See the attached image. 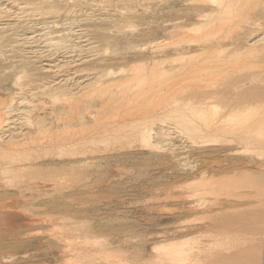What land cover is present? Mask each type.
I'll return each mask as SVG.
<instances>
[{"label":"bare ground","instance_id":"1","mask_svg":"<svg viewBox=\"0 0 264 264\" xmlns=\"http://www.w3.org/2000/svg\"><path fill=\"white\" fill-rule=\"evenodd\" d=\"M186 80L189 86L181 89ZM176 93L187 99L182 106ZM215 151L227 163L209 167L204 161ZM263 153L264 0H0L1 212L22 211L27 217L19 212L20 219L31 224L33 208L62 210L47 220L65 219L75 227L84 194L91 191V185L79 184L80 176L97 180L122 161L154 157L165 165L166 180L193 177V206L187 210L216 221L226 208L236 215L243 210L241 183L247 175L264 176V159L254 161ZM221 177L229 180L219 185ZM259 179L251 184L264 197V177ZM158 180L152 184L160 186ZM206 189L209 198L202 195ZM217 222L193 221L173 231L193 232V264L239 263V244L203 245L225 230V222ZM88 229L80 230L83 240L68 239L69 229L60 237L67 257L79 252L76 264H102L106 254L121 251L110 240L92 249L86 244L98 234ZM175 244L156 249V260L189 262L186 250H192L185 253ZM175 246L180 251L174 254ZM92 250L97 259L80 254Z\"/></svg>","mask_w":264,"mask_h":264},{"label":"rangeland","instance_id":"2","mask_svg":"<svg viewBox=\"0 0 264 264\" xmlns=\"http://www.w3.org/2000/svg\"><path fill=\"white\" fill-rule=\"evenodd\" d=\"M246 20L247 19H243L241 23L242 22L244 23V21L248 23V21H250V19H248V21ZM259 35L261 34H258V36ZM165 41L167 42L168 40L166 39ZM189 81L188 80H186V82L183 81L179 83L178 85H180L181 86L180 88L182 89L183 86L184 87L189 86V83H188ZM191 84H192V81L190 82V85ZM171 89L173 88L171 87ZM182 93H176V95L174 94L175 95L174 97H177V95L179 94V96L175 99H178L177 103L180 106H182L183 104L182 102L185 103V100L187 101L186 97L184 99L185 95L181 96ZM179 99L180 100L182 99V100L180 101ZM149 108L150 107H148V109ZM253 115H255L254 117L257 118V115H260V114L258 113L256 114V112H254ZM218 147L219 146H215L213 149L218 148ZM207 158H206L207 160H205L204 162L205 164H208L209 167H211L213 164L214 166L217 165L218 163L220 164L221 161H222L221 162L222 164L227 163V159L225 158V156L217 153L216 151L212 154H209ZM145 159L143 158V159H138V160H130L126 162L122 161L123 163H121L120 165L118 164V166H115V165H114L115 167L110 166L109 167L110 169L108 168V171H105L103 175L97 174L96 176L97 180L94 179L91 181L90 179L86 181L84 179L85 174L82 175V177L80 176L78 178L79 184L80 185L81 184L91 185V191L89 190L90 192H88V194H84L85 197L83 200H85V203H84L85 206L81 208L83 211L81 210V214L80 215L78 214L79 218L77 217L78 221L80 222H77L75 224L77 219L76 221L74 220L73 224H75V227L72 225L69 226L68 222H71V221H68L65 219L62 221L53 220V222H51L52 220L51 221L47 220L46 216L48 215L50 216V213L51 214L52 213L61 214L62 210H57V209L49 210L43 207L39 209L33 208V211H32L34 213L33 220L35 222L34 223L32 222L30 224L31 221H28L29 224L28 223L26 224V221H22L20 219L21 215L23 214L22 211L21 212L18 211V215H19V212L20 214L22 213L21 215L18 216L17 212H15L17 211L16 209L8 210V212L3 209L1 212V209H0V264H65L66 261L67 263L69 262L70 264H72L73 260H75L79 252L77 253V251H74V252L70 251L68 252L69 256L67 257L66 254H64V251H66L65 250L66 243L64 240H61V238H63L64 236L67 237L69 234V231L71 232L72 230V236L70 234L68 236V239L69 238L75 239L76 237V239L83 240V238L81 237L82 234L80 233L81 231L83 233V230H87L88 228H91V230L93 229L92 231H94L96 235L98 234L97 236H94V238L93 237L89 238V241L91 240L90 242H92L93 244L90 242L86 244L88 246L91 245V247H93L92 249L96 248L99 250V244L105 243L107 242V240L108 241L110 240L109 242L116 241L115 244H118V243L121 244V247H122V249L120 248L121 251L115 252L116 254L113 253V257H111L112 253L108 257H107L108 254H106V257L102 258V260H101V257L103 253L101 252L98 253V251L95 249L97 251V254H101V256L98 255V260L100 258L101 262L100 261L99 262L102 264H104V262L106 261H107L106 264H109L108 262L110 261H112L113 264L114 263L118 264V262H115V261L116 260L119 261L118 259L120 258L122 260V261L120 260L121 262L124 263L126 260L128 262L129 257H131L130 259H132L136 257V255L138 254L139 256L137 257L139 258H135V259L137 260L139 259L140 262L139 260L137 261V260L132 259L133 261L129 260L131 261L130 263L143 264L142 261L144 259L143 261L144 264L146 263L147 264L149 263L162 264L160 261H162L163 259H160V260L158 259L159 261H157L156 260L157 258H155L154 256L158 252L157 251L158 249L159 250L162 249L161 248L162 245L166 246L172 243L174 244L176 243L175 245H177V247H180L181 250L184 249V252H185V249H191L192 251L190 252L186 250L188 254L189 253L191 254V257H190L191 259L189 260V262L187 260V263L193 264V232L186 236L180 233H177V232H173L174 230L182 226L193 225V221L197 222L198 224L199 223L209 224L212 222L216 223L217 221H219L217 223L222 224L225 222V224H222L225 228V230H223L222 232V234L224 233V237L222 234L219 233L218 234L219 236L217 235L215 236L216 238L212 237V238H209V240L208 238H205L203 242V245L205 247L211 246L209 244H212V243L214 244V242L217 243V241H220V242L222 241V243L226 242V243L233 244L235 248L239 244L237 246L239 250L236 249L237 254L238 252L240 253L238 254V256L240 255L238 257V262H239V263L237 262L238 264H246V263L247 264H251V263L252 264H264V259H263L264 257L263 255L264 254V244H263L264 243V225H263L264 223L263 221L264 197H260L259 188H255L252 186V184L253 183L255 184L256 182L254 178L259 179L260 177L258 178V176L256 177L253 175L252 176L250 175L251 176L250 177L249 175H247L244 181L241 183V187H240L241 192L238 196L240 197V201L244 200L243 203H240L241 204L240 207L241 206L242 207L244 206V207H243V210L242 208L238 207L240 209L238 215H236V210L226 208L228 214L225 213L226 212L225 210L223 212L226 216V217L224 216L225 219L223 217V218H218V220L214 221L213 216H210L209 214H206L207 216H205V213H202V214L199 212L193 213L192 211L193 209L187 210L189 205L193 206L194 192L193 190H191V187L193 188V186L190 185L189 183V181L191 182L193 180L192 179L193 177H189V179L187 180H186L187 177L186 178L184 177L182 180L178 179L179 181L177 179H175L174 181L173 179H170V178L168 179L167 177V180H168L167 182L165 176H167L168 171L166 170L165 165L159 164L158 160L156 161L155 160L156 158L154 157H149V158L146 157ZM263 159H264V155H263V158L261 156L260 159L258 160L254 159V161L260 162ZM100 175L104 177L100 178ZM98 176L99 178H97ZM263 177L264 176H261V178L257 180V182L263 179ZM80 178H82L81 179L82 183H80ZM158 178L161 180V181L160 180L158 181L162 182L160 183V186L159 184L156 186L157 183L152 184ZM227 178H223V177L219 178L220 182L218 181V184L224 185L225 183H227V181L225 180ZM84 181L85 183H83ZM93 181L97 183L99 182L98 185L100 187L98 185H95ZM90 182L93 183L95 186L91 184ZM113 183L115 185L112 186L111 184ZM188 184L190 188L189 186L187 187ZM144 185H146L151 190H149L147 193H144L143 192L144 189H142ZM152 185L155 187L159 186L162 188L159 190H156V189H153L155 187H153ZM168 187L169 188L171 187V188L169 189ZM208 192H209V189H206L203 191L202 195H206ZM165 196H167V199H165L166 198ZM205 197L209 198L211 196L208 194ZM253 197L254 199L260 197L263 200L261 202L259 200L253 201ZM249 200L252 201V203H250ZM180 207H184L182 208L183 210ZM248 207H252V208H248ZM168 209H172V212L171 211L167 212ZM261 211L262 213H260ZM8 213L12 215L11 218H7V217L5 218V216L9 217L10 214L7 215ZM229 213L232 215H229ZM13 215H16V216L14 217ZM37 215H39V217H42V220L41 218L37 217ZM23 217H27V215L26 216L24 215ZM43 219H46V220L43 221ZM220 220H223V222ZM234 220L236 221L234 222ZM13 221H15V223ZM17 222H20L18 223L19 225L21 224V222L23 223L19 226ZM11 223L15 225H12ZM66 228L69 229V231H67ZM75 229H76V234L78 233V231L80 233L75 235ZM230 229H234V230H230ZM6 233H8V235H6ZM225 233L227 234V236H225ZM175 234L178 238L172 239ZM73 235L75 237H73ZM102 240L103 242H100V243L98 242ZM235 241L238 243H236ZM177 247L175 246V249L177 250H173V252L171 251V253H174V251L177 252L179 249ZM74 253L75 254L77 253L76 256ZM85 253L86 254L91 253V255L93 254L94 255L92 256L93 258H96L95 256L97 255L95 251L93 250L80 253V254L84 255ZM86 254L85 256H87ZM132 254L134 256H131ZM91 255H89L91 259L90 258H87V259H89L90 261H93L94 259H92ZM116 255H119V256H116ZM3 256L5 257L8 256L9 259L7 261H2ZM72 256L74 258V259L72 258L73 260L70 259ZM241 257H243L244 259ZM67 258L70 259L72 262L68 261ZM79 258L80 257H77L76 259L79 260ZM152 258H154L155 262L151 261L153 260ZM245 258H246V261H245ZM87 259H84V260H87ZM247 259H249V261H247ZM98 260L96 261L97 263H99ZM73 264H76V260L74 261Z\"/></svg>","mask_w":264,"mask_h":264}]
</instances>
